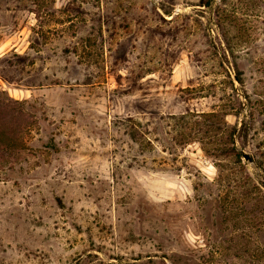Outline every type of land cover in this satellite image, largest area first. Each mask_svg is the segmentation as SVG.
Wrapping results in <instances>:
<instances>
[{"label": "rangeland", "instance_id": "374dc122", "mask_svg": "<svg viewBox=\"0 0 264 264\" xmlns=\"http://www.w3.org/2000/svg\"><path fill=\"white\" fill-rule=\"evenodd\" d=\"M200 1L0 0V264H264V0Z\"/></svg>", "mask_w": 264, "mask_h": 264}, {"label": "trees", "instance_id": "16d2710c", "mask_svg": "<svg viewBox=\"0 0 264 264\" xmlns=\"http://www.w3.org/2000/svg\"><path fill=\"white\" fill-rule=\"evenodd\" d=\"M211 1L212 0H201L200 1V6L203 7H208L211 5ZM225 20V19H223ZM231 22H234L233 20H231ZM241 35V34H240ZM227 44V49L229 51L230 56L233 58L235 56L233 47L231 46V43L229 40L226 41ZM223 57L227 58V56L225 55V52L223 54ZM236 67V65H235ZM236 80L243 85L244 81L242 78V73L237 69V73H236ZM233 84V82H232ZM18 104L17 101H13L11 99H6L3 97V93L0 92V138L4 137V134L7 135L4 132V122H6L7 117L6 115L9 113L11 114L12 112H14V106ZM235 132V128L232 130V134L230 135V139H229V145L228 146H223V147H214L213 148V153L211 151H207L210 152V154H212L213 156L218 155V156H231L235 158V163L236 164H242L241 158H242V153H240L236 146L234 145V141H233V133ZM6 138V137H5ZM8 138V137H7ZM219 152V153H218ZM215 154V155H214ZM6 156H10L11 157V152L10 149L8 148H4V147H0V161H2L4 158H6ZM260 168H263L264 170V166L262 164V162H259L258 165ZM261 187H264V181H262ZM257 188V187H256ZM262 196V195H261ZM262 198L264 199V195L262 196Z\"/></svg>", "mask_w": 264, "mask_h": 264}, {"label": "water", "instance_id": "95a60500", "mask_svg": "<svg viewBox=\"0 0 264 264\" xmlns=\"http://www.w3.org/2000/svg\"><path fill=\"white\" fill-rule=\"evenodd\" d=\"M235 144L237 145V143H235ZM243 156H244V158H245L246 161L252 162L251 157L249 156V154H247V153L244 152V155Z\"/></svg>", "mask_w": 264, "mask_h": 264}]
</instances>
